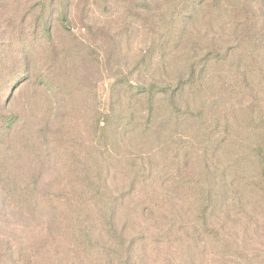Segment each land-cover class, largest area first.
Instances as JSON below:
<instances>
[{"label":"rangeland","instance_id":"374dc122","mask_svg":"<svg viewBox=\"0 0 264 264\" xmlns=\"http://www.w3.org/2000/svg\"><path fill=\"white\" fill-rule=\"evenodd\" d=\"M71 3L67 29L53 22L48 40L33 36L29 2L0 1V130L5 129L4 116H14L15 122L11 132L0 134V173L14 176L18 184L37 191L47 208L42 226L40 221L29 223L5 210L0 218L1 237L18 242L23 237L44 234L46 227L54 225L52 219L69 212L74 217L72 223L78 221V228L83 229L92 218L86 217L89 212L80 199L94 177L107 180L110 189L114 188L113 194L134 188L135 196L139 185H130L132 172L141 173V166L152 167V181L161 186L158 170L164 164L168 145L170 150L179 139L172 132L184 133L196 141H207L210 131L214 133L213 140L219 141L225 132L220 160L223 156L238 164V178L258 174L257 159L250 153L257 147L264 148V54H249L247 45L239 42L225 64L209 68V90L196 98V105L204 106H199L200 120L185 124L180 113L173 118L170 112L166 120L165 108L156 106L158 118L154 115L148 120L143 116L139 122L143 127H154L138 128L141 135H136V149H125L121 138L110 146L102 138L106 124L100 122L98 126V121L109 112L126 109L123 100L109 99L111 85L120 80L140 86L162 79L167 82L183 72L185 62L169 49V23L175 20L169 17V0H70ZM233 16L228 12L212 13L200 30L201 37L206 32L211 43L216 39L214 44L223 53L232 51L228 41L232 35L235 37L231 30ZM19 27L21 37H17ZM209 41L202 40V47L210 46ZM214 113L218 117L215 130L211 121ZM128 153L137 155V160L131 158L133 171L127 168ZM225 173L229 174L227 170ZM255 182L239 181L237 191L249 185L244 186L240 200L236 196L232 224L226 228L231 239L220 240L211 248L189 249L190 253L181 252L180 241L169 231V221L171 225L173 220L161 196L150 193L159 208L149 218L134 223L132 234L141 232L135 243L134 264H229L236 255L231 245L239 246L242 254L264 257V198L256 191ZM170 193L178 195L172 190ZM185 201L174 219L188 230ZM66 204L75 207L67 211ZM79 233L85 240L83 232ZM87 253L78 252L77 264H99L100 256L89 259L93 253Z\"/></svg>","mask_w":264,"mask_h":264},{"label":"trees","instance_id":"16d2710c","mask_svg":"<svg viewBox=\"0 0 264 264\" xmlns=\"http://www.w3.org/2000/svg\"><path fill=\"white\" fill-rule=\"evenodd\" d=\"M26 1L30 3L33 36L49 40L53 22H56L59 28L67 29L72 7L70 0ZM219 12L235 15L232 18L234 25L231 27L235 37L232 35V40L228 41L232 45L231 52L223 53L222 49L214 44L216 39L211 43L206 39V32L202 37L200 34L201 28L207 25L204 21L206 17ZM169 17L175 20L174 23H169V49L177 55V59L182 58L185 62L183 72L171 76L167 82L162 79L154 84L140 86L120 80L111 85L109 99L123 100L126 109L119 113L109 112L104 120L97 122L98 126L100 122L106 124L102 138L110 146L117 142V138H121L124 139L125 149H136L134 146L139 138H136L138 128L145 130L154 127H143L139 122L143 120V116L152 120L156 115V106L165 108L166 120L171 117L169 112L173 118L174 114L180 113L185 124L193 119L200 120L201 108L204 106L199 105V108L196 98L209 90V68L215 64H225L227 58L233 56L239 42L247 45L249 54H264V0H169ZM25 20L24 17L21 21ZM16 32L17 37H21L23 32L20 27ZM202 40L209 41L210 46L203 48ZM214 104L215 99H212L211 106ZM156 117L153 123L156 122ZM3 120L7 130L1 128L0 134L11 132L15 123L14 116L6 115ZM211 121L214 122L212 129H217L216 113L212 114ZM226 122L227 120L224 124ZM172 135L179 139L178 143H172L170 150L168 145L164 164L158 170L161 186H155L152 181L155 178L152 167L148 169L141 166V173L132 172L130 185H139L135 196L132 195L134 188L113 194L114 188L113 191L110 189L107 180L94 177L93 181L88 182V190H84V196L80 199L85 211L89 212L86 217L92 218L89 223L85 222L83 229L78 228V221L72 223L74 217L69 212L71 216L52 219L51 224L54 225L49 228L45 226L44 234L32 238L23 237L18 242L2 235L0 264H77L75 257L79 251L84 250L88 251L87 254L93 253L89 259L100 256L99 264H134V250L137 249L135 243L139 241L138 235L141 236V232L132 234L134 223L139 224V219L143 221L146 217L149 218V215L159 208L149 196L150 193L160 195L163 206L169 210V217L173 220L171 225L169 221V231L172 230L173 235L180 241L181 252L190 253L191 250L196 251L202 247L211 248L220 240L225 242L231 239L232 235L226 232V228L232 224L231 215L235 214L234 208L237 207L236 196L239 195L240 200L241 193L245 191L244 186L249 185L246 184L241 191H237L241 184L239 181H256V191L264 198V148L257 147L250 153V157L257 159L255 163L258 164V174L238 178L240 173L235 168L238 164L225 160L223 156L220 160V151L226 139L225 132L219 141L213 140L214 133L211 131V138L207 141H196L184 133L172 132ZM127 158V168L133 171L134 165L130 162L132 159L137 160V155L128 153ZM226 170L229 174L225 173ZM170 190L178 195L172 196ZM134 199V203L129 204V201ZM41 201L37 191L33 192L29 186L18 184L14 176L0 173V218H3V212L8 210L29 223L40 221L42 226L44 210L47 208L44 201ZM184 201L188 205L185 212L188 230L174 219L181 212ZM65 207L69 211L75 206L66 204ZM79 231L83 232L85 240H81ZM232 247L236 255L229 264H264V257L242 254L239 246L231 245L230 249Z\"/></svg>","mask_w":264,"mask_h":264}]
</instances>
